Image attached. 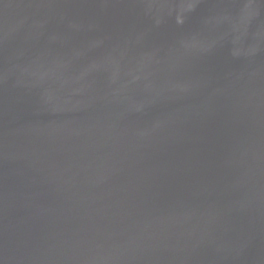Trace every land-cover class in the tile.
I'll use <instances>...</instances> for the list:
<instances>
[{"label": "water", "instance_id": "obj_1", "mask_svg": "<svg viewBox=\"0 0 264 264\" xmlns=\"http://www.w3.org/2000/svg\"><path fill=\"white\" fill-rule=\"evenodd\" d=\"M0 264H264V0H0Z\"/></svg>", "mask_w": 264, "mask_h": 264}]
</instances>
